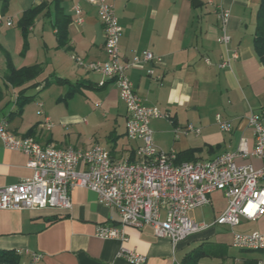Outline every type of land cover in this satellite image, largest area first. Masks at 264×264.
Returning a JSON list of instances; mask_svg holds the SVG:
<instances>
[{
    "label": "crops",
    "instance_id": "1",
    "mask_svg": "<svg viewBox=\"0 0 264 264\" xmlns=\"http://www.w3.org/2000/svg\"><path fill=\"white\" fill-rule=\"evenodd\" d=\"M110 1L122 28V58L131 60L134 51L144 49L162 57L161 64L145 63L128 71L145 104L170 113V118L151 120L155 143L177 155L193 151L189 161L236 152L242 138L252 150L255 140L248 116L264 111V64L254 47L261 0H214L213 4L205 0H199V4L192 0ZM7 4L3 14L0 0V123L6 121L17 135L33 131L43 144L89 149L99 143L115 159H138L140 142L126 135L127 109L117 85L72 58L74 54L86 61L107 57L97 7L85 0H7ZM75 4L82 8V23L75 20ZM217 4L230 11L228 45L219 41L223 30L215 11ZM36 6L42 8L25 35L18 21ZM10 19L13 24L8 26ZM56 22L67 26L62 42L57 38ZM234 52L237 57L232 56ZM8 59L16 69L42 65L39 81L50 74L65 78V83H57V94L51 102L39 101L43 115L38 114L39 102L19 106L20 88L6 79ZM227 60L229 65L222 67ZM62 65L65 77L58 74L57 66ZM64 91L65 97L59 96ZM218 114L231 122L230 131L220 127ZM46 116L53 122L50 129L42 125ZM189 124L196 130L185 131ZM28 161L25 152L5 147L0 136V186L31 177ZM235 161L254 168L264 165L253 155L237 156ZM72 201L69 210L0 209V251L16 252L20 256L18 264L30 263L35 254L41 255L37 264H135L119 256L123 247L144 255L143 264L264 262V248L243 250L232 245L234 232L264 234V215L256 221L243 220L234 228L213 225L173 243L157 237L150 226L120 225L118 211L104 206L88 188L77 187ZM226 207L224 193L214 191L210 202L196 208L192 216L198 222L212 224ZM99 224L120 227L126 239L99 237Z\"/></svg>",
    "mask_w": 264,
    "mask_h": 264
},
{
    "label": "built area",
    "instance_id": "2",
    "mask_svg": "<svg viewBox=\"0 0 264 264\" xmlns=\"http://www.w3.org/2000/svg\"><path fill=\"white\" fill-rule=\"evenodd\" d=\"M95 5L105 31V60L86 61L74 54L72 58L88 71L106 75L114 82L126 105V135L137 146L136 160L115 159L111 152L97 143L89 149L73 146L43 144L34 136L11 132L6 121L0 123V136L5 147L25 152L29 156L31 177L0 186V209L37 210L53 208L69 210L73 207L72 193L77 187L94 191L106 207L118 211L122 226L142 228L150 226L159 238L173 243L208 229L213 225L234 228L243 220L256 221L264 215V165L238 164L237 156L253 155L264 161V111L252 112L248 122L253 129L255 144L252 150L241 139L236 152H226L214 159L177 163V154L161 149L154 141L150 122L155 118H170L168 111L145 104L137 94L128 71L145 63L161 64L162 57L149 49L134 51L131 60L120 54L122 28L110 0H85ZM213 4L214 0H205ZM76 21L83 22L82 8L74 5ZM222 26L219 41L228 45L231 36L227 31L230 11L222 4L215 6ZM12 20L7 21L11 26ZM237 57V53H233ZM229 65V60L221 63ZM153 73V70H150ZM101 82L100 85H103ZM38 114L43 115V104ZM217 122L225 131L232 129L228 120L217 115ZM44 127L50 129L53 122L45 117ZM189 124L185 131H195ZM222 191L227 207L212 224L198 222L192 212L210 202V194ZM97 235L101 238L126 239L120 227L99 224ZM232 245L243 250L264 248V234L234 232ZM119 256L135 264H143L146 257L136 251L121 248ZM41 258L35 254L28 264H37ZM256 264H264L259 261Z\"/></svg>",
    "mask_w": 264,
    "mask_h": 264
},
{
    "label": "trees",
    "instance_id": "3",
    "mask_svg": "<svg viewBox=\"0 0 264 264\" xmlns=\"http://www.w3.org/2000/svg\"><path fill=\"white\" fill-rule=\"evenodd\" d=\"M7 0H3L2 12L3 14L7 11ZM42 7L36 6L28 9L24 12L23 16L18 21V26L22 29L23 33L27 35L29 27L33 24L37 14ZM56 34L59 42H62L67 37V26L65 24L56 22L55 24ZM255 50L264 64V0H261L260 8L257 14V27L254 37ZM8 73L6 79L13 86L20 88L18 91V103L20 107H23L26 103L31 101L32 95L27 94V90L30 88L41 87V90L50 87L52 84H63L65 78H61L56 74H50L44 80L39 81L37 78L43 72V67L40 64H35L21 69H16L10 59H8ZM104 85V84H103ZM40 90V91H41ZM33 131H30L28 136H34ZM193 151H187L177 155V163L185 162L190 160V155ZM20 256L14 251H0V264H18Z\"/></svg>",
    "mask_w": 264,
    "mask_h": 264
},
{
    "label": "rangeland",
    "instance_id": "4",
    "mask_svg": "<svg viewBox=\"0 0 264 264\" xmlns=\"http://www.w3.org/2000/svg\"><path fill=\"white\" fill-rule=\"evenodd\" d=\"M47 57H48V55H47ZM58 67L61 69V70L60 69L58 70V74L60 76H62V77H65V74H63L64 72H62L63 71L62 68L65 69V66L62 65L61 67L57 66V68ZM56 86H58V85L57 84H52L50 87L45 88L43 90L39 89V90L35 91L34 88L28 90L27 94H30V95L33 96L31 101H29V102H33L34 104L38 103L39 101H43V102L47 101V102H49V100H50V102H51L52 101L51 99H53L55 97V95L57 94V91H56L57 87ZM63 89L65 90V86H64ZM61 95L65 97V91L62 94L59 93V96H61ZM212 113H214V112H212ZM212 113H211V115H212Z\"/></svg>",
    "mask_w": 264,
    "mask_h": 264
},
{
    "label": "water",
    "instance_id": "5",
    "mask_svg": "<svg viewBox=\"0 0 264 264\" xmlns=\"http://www.w3.org/2000/svg\"><path fill=\"white\" fill-rule=\"evenodd\" d=\"M195 4H199V0H192Z\"/></svg>",
    "mask_w": 264,
    "mask_h": 264
},
{
    "label": "clouds",
    "instance_id": "6",
    "mask_svg": "<svg viewBox=\"0 0 264 264\" xmlns=\"http://www.w3.org/2000/svg\"><path fill=\"white\" fill-rule=\"evenodd\" d=\"M175 98V95L173 94V99Z\"/></svg>",
    "mask_w": 264,
    "mask_h": 264
}]
</instances>
